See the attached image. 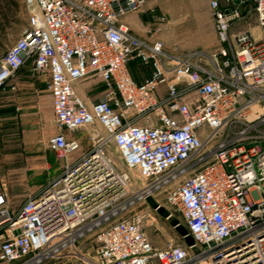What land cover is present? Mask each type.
<instances>
[{"label": "built area", "instance_id": "2783aa9c", "mask_svg": "<svg viewBox=\"0 0 264 264\" xmlns=\"http://www.w3.org/2000/svg\"><path fill=\"white\" fill-rule=\"evenodd\" d=\"M21 1L26 23L0 57V93L16 90L25 66L44 78L56 128L45 148L62 164L17 208L0 185V264H264V0H208V53H172L132 33L121 17L148 0ZM248 2L258 38L231 30ZM131 60L149 75L135 82ZM87 78L102 85L89 104L73 88ZM94 123L104 135L69 160L80 141L67 133ZM107 141L137 170L138 188L104 154ZM159 193L190 245L150 244L144 214L131 209Z\"/></svg>", "mask_w": 264, "mask_h": 264}, {"label": "rangeland", "instance_id": "374dc122", "mask_svg": "<svg viewBox=\"0 0 264 264\" xmlns=\"http://www.w3.org/2000/svg\"><path fill=\"white\" fill-rule=\"evenodd\" d=\"M155 3H157L156 5L159 8V13H162L165 17V21L160 23L166 31V44L169 46L170 52L184 53L187 51H199L208 53L216 44L217 37L211 11L208 6V0H155ZM249 8V2L239 6L238 13L242 17L233 22L231 27L232 31L255 27L253 14L247 12ZM25 23L26 14L21 0H0V57L19 36ZM22 79H32L39 84L44 83L43 77L31 78L27 72L26 66L19 71L17 82ZM86 82H90L91 84L90 90L87 93V98L89 101H94L100 95L101 82L96 78H87L82 83ZM23 91H29V89H22V92ZM40 95L46 96L48 93L45 90L41 92ZM146 120L149 119H141L138 123L145 124ZM52 127L55 131L56 128L54 124ZM40 128H42L43 133L33 138L32 142L37 147H43L45 149V156L51 164L49 172H51V175H56L60 169L62 158L55 153L46 151L45 141L50 133H45L43 121H40ZM73 132H75L76 136L82 137L80 149L71 155L85 152L91 146V141L88 139V136L92 134H95L97 137L104 135V131L97 123L80 127ZM28 145L29 138L22 134L18 126L4 124L2 128H0V185L8 192L10 199L15 202L23 198V196L19 195L21 192H17V190L13 192L12 190L21 188L23 185L22 183L25 184L23 178L25 177L27 169H25L26 159L23 149ZM208 147V145L204 146L203 149L206 150ZM102 150L111 160L114 168L118 172L127 174L128 178L133 183V188H138L143 183L136 169L127 168L122 163L111 141L105 142L102 146ZM35 162L34 164L38 165V160ZM45 179V175L42 174L38 181L28 180L27 184L29 186L30 184L37 185L44 182ZM19 181H21V184H19ZM47 181L39 186V188ZM30 188H33V186ZM157 202L161 204L162 211L153 209V205ZM163 205L165 204L162 200V193H159L156 196H150L148 199L144 200L141 205H136L131 209V211H139L144 214L143 231L152 247L155 248L163 247L167 244H176L181 240V236L171 225V221L163 216V210L165 211ZM173 218L177 219L178 216L174 215ZM90 240L91 236H88L85 240L79 241L78 247L84 249L90 243Z\"/></svg>", "mask_w": 264, "mask_h": 264}, {"label": "crops", "instance_id": "0c3cea01", "mask_svg": "<svg viewBox=\"0 0 264 264\" xmlns=\"http://www.w3.org/2000/svg\"><path fill=\"white\" fill-rule=\"evenodd\" d=\"M156 4L157 3H155V0H149L139 10L124 14L121 17V21L125 23L130 31H132V33H134L136 36L147 40L159 39L162 41L164 48L167 51H170L169 46L166 44L167 34L165 29L160 22L154 20L152 15L148 13V7L154 6L155 13L159 14V8ZM146 29L153 30V33L151 35L147 34ZM245 29H248L252 34L255 30L259 31V36L262 34V30L256 25L254 28ZM214 46L209 51H211ZM127 67L131 77L135 82L141 81L144 77H147L150 72V68L148 66L141 65L137 60L129 61ZM82 82L74 83L73 88L75 92L87 104H89L92 101L88 100L87 93L90 90L91 84L90 82ZM15 84L16 90L14 92L6 91L0 93V128H2L4 124L18 126L22 134L29 138V145L23 149L26 159L25 169H27L25 172V177L23 178L25 180V184L22 183L23 185L21 188L12 190L13 192H16V190L17 192H21L19 195L23 196V198L20 199V201L15 202L10 199L8 192L5 190L7 193V203L10 208H17L28 195L37 191L39 186H41L48 179H51L53 176H55L51 175V172H49L51 164L45 156V149L43 147H37L32 142L33 138L43 133L42 128H40V121H43L45 133H50L51 135L53 132H55L52 127L53 123L50 97L49 95H40L41 92L46 90L45 83L39 84L32 79H22L21 81L17 82L16 78ZM22 89H29V91L22 92ZM158 91L162 93L164 91V85L160 84L158 86ZM70 135L81 141L82 136H76L75 132L67 133V136ZM47 152L50 153V151ZM77 155L79 154L70 155L68 159L72 160ZM36 160H38V165L34 164L36 163ZM61 164L62 162L60 163V167ZM42 174H44L46 178L44 182L37 185L30 184V186L27 184L28 180L38 181ZM19 184H21V181H19ZM32 186L33 188H30Z\"/></svg>", "mask_w": 264, "mask_h": 264}, {"label": "water", "instance_id": "95a60500", "mask_svg": "<svg viewBox=\"0 0 264 264\" xmlns=\"http://www.w3.org/2000/svg\"><path fill=\"white\" fill-rule=\"evenodd\" d=\"M157 210L162 211V207H158ZM163 216L167 217V213L164 210H163ZM167 219H169L171 221V225L177 230L179 235L183 238V241L187 245H190L192 243V240H191L190 236L186 234L184 227L182 225L178 224L177 220L171 216L167 217Z\"/></svg>", "mask_w": 264, "mask_h": 264}, {"label": "bare ground", "instance_id": "6f19581e", "mask_svg": "<svg viewBox=\"0 0 264 264\" xmlns=\"http://www.w3.org/2000/svg\"><path fill=\"white\" fill-rule=\"evenodd\" d=\"M255 38H258L259 37V31L258 30H255L254 32H253V34H252ZM146 119V118H145ZM145 124H147V125H150V124H152V121L151 120H146L145 121ZM126 175V174H125Z\"/></svg>", "mask_w": 264, "mask_h": 264}]
</instances>
